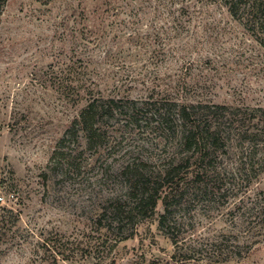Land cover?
I'll return each mask as SVG.
<instances>
[{"label": "rangeland", "instance_id": "1", "mask_svg": "<svg viewBox=\"0 0 264 264\" xmlns=\"http://www.w3.org/2000/svg\"><path fill=\"white\" fill-rule=\"evenodd\" d=\"M259 1H4L0 264H215L192 258L190 248L241 232L237 206L251 207L264 191V151L249 188L246 178L228 184L227 194L202 195L208 179L195 172L208 178L214 166L236 168L238 149L228 141L213 150L214 165L198 163L184 145L179 108L264 109V37L253 23ZM96 99L116 103L97 116L91 140L78 120ZM169 108L171 128L161 124ZM185 159L189 167L175 171L172 184L180 180L184 194L179 204L169 198L176 229L160 228V200L154 214L120 230L111 213L127 201L134 175L158 181ZM167 185L162 197L175 186ZM222 264H264V245Z\"/></svg>", "mask_w": 264, "mask_h": 264}, {"label": "trees", "instance_id": "2", "mask_svg": "<svg viewBox=\"0 0 264 264\" xmlns=\"http://www.w3.org/2000/svg\"><path fill=\"white\" fill-rule=\"evenodd\" d=\"M4 1L0 0V7ZM255 4H257V10H255V14L253 15V23L264 37V0H260ZM255 27L253 26V28ZM111 103L115 104L116 102L113 100L103 101L96 99L89 102L82 110L78 122L91 134V140H94V137L97 136L93 132L97 116L100 115L103 118V116L110 113L113 110ZM199 108L207 112L206 114L204 113V116L208 118L205 117L202 120L200 117H197L198 115L195 110L197 109L198 111ZM199 108L186 105L180 106L179 108V115L183 121L184 145L188 150L194 149L197 151L199 154L197 159L198 163L204 164L208 162L214 165L215 160L210 159L213 158L210 157L212 156L213 150H218L222 146L225 147L228 141L235 142L236 148L238 149L236 168L219 172L216 166H214L213 172L208 175V178H204L200 173L195 172L198 180L208 179L206 181L207 185L201 187L199 192L202 195L217 194L219 196L221 192L227 194L228 188L226 186L228 184L231 185L236 181L239 183L246 178V187L249 188L252 184L250 180L251 174L254 172V165L257 162L256 155L260 150L261 152L264 151V109L233 110L234 108L232 107L228 108L213 104L202 105ZM171 112L172 109L169 108L161 115V124L170 126L168 128H171L173 121V113ZM211 114L217 115V119L210 121L208 115ZM226 132L229 135H225ZM259 142H261V145H259ZM245 145L249 146L246 153L244 151ZM189 165L190 159H185L167 171L164 177L153 182L145 178L142 174H135L127 201L125 203L118 202L113 206L111 214L112 218L116 221L117 227L120 230L126 225L134 227L135 219L138 215L147 217L154 214L158 202L162 200L165 205V210L160 215L159 226L168 233L175 230L177 227V223L173 221L175 210L170 209L171 204L169 198L171 196L172 202L179 204L184 191L179 186L180 180L174 184L175 186L172 184L176 176L175 171H179L183 167H189ZM167 184H171L170 186L174 187H170V193L162 197L160 192L165 186H168ZM259 191V197L252 203L254 205L249 208H244L245 200H241L237 206L239 211L237 214L241 212L240 215L245 217V220L239 221V228L242 227L240 233H221L215 236V238H200L190 248L191 257L200 255L215 264H222L224 261L235 258L241 259L243 256L249 255L256 246L264 245V200L261 196L262 193L264 194V191ZM243 208L245 211H243ZM234 212L236 211H231L230 215ZM235 226L237 225L233 223V227ZM167 236L172 242L178 240L177 235Z\"/></svg>", "mask_w": 264, "mask_h": 264}, {"label": "built area", "instance_id": "3", "mask_svg": "<svg viewBox=\"0 0 264 264\" xmlns=\"http://www.w3.org/2000/svg\"><path fill=\"white\" fill-rule=\"evenodd\" d=\"M1 200V199H0Z\"/></svg>", "mask_w": 264, "mask_h": 264}]
</instances>
